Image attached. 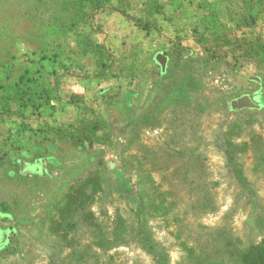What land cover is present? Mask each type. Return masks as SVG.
<instances>
[{
  "label": "rangeland",
  "instance_id": "rangeland-1",
  "mask_svg": "<svg viewBox=\"0 0 264 264\" xmlns=\"http://www.w3.org/2000/svg\"><path fill=\"white\" fill-rule=\"evenodd\" d=\"M219 1L0 0V226L14 230L0 264H155L117 174L141 180L168 264H243L264 238V4L252 25L206 30ZM24 71L33 103L7 113ZM253 91L260 108L231 107ZM222 127L243 149L242 182L215 145ZM83 183L100 247L80 214L53 228L54 205Z\"/></svg>",
  "mask_w": 264,
  "mask_h": 264
},
{
  "label": "trees",
  "instance_id": "trees-1",
  "mask_svg": "<svg viewBox=\"0 0 264 264\" xmlns=\"http://www.w3.org/2000/svg\"><path fill=\"white\" fill-rule=\"evenodd\" d=\"M79 2H85L87 0H78ZM91 4L97 3L99 0H88ZM264 4V0H220L215 6H212L205 17V29L210 30L213 27L218 26H229L234 24L235 26H249L255 23L258 18L259 6ZM238 9V10H237ZM220 17L226 18V21L221 23ZM142 28L147 29V25H141ZM237 61L243 59L242 55L234 57ZM28 71H24L23 74L19 75L14 85V94L6 93L4 97L7 113H14L16 111L23 112L26 106L32 104V99L28 96L26 91L27 83L30 80ZM48 93V92H46ZM49 98V96H45ZM88 125L85 130L89 135L94 136L98 132L101 134L98 136L101 139L102 144H108L110 142V135L107 131L106 126ZM215 145L218 150L222 153L225 161V166L230 170L232 175L239 181L242 182L241 176V162L239 156L243 152V149L239 145L231 142L229 133L225 127L219 129L215 139ZM39 157V155H38ZM86 183L93 191L100 189V178L97 174H93L86 179ZM136 187V188H135ZM86 185L79 184L70 189L65 199L62 202L54 205L56 211L55 223L53 228L55 232H59L64 227H71L74 218L80 214L83 221L90 228H93L92 234L95 236V244L101 246L105 236L100 231L98 223L94 219V215L89 211L88 207L91 200V194L87 191ZM117 193L125 198L132 207V212L135 221L137 222V240L142 249L151 253L154 257L155 264H168L169 257L167 253L158 246L156 241L153 239L150 230L147 226L146 220V192L141 187V180L137 179L134 183H130L128 178L121 175H116V186ZM104 242V241H103ZM243 264H264V238L252 248L248 253L241 256ZM49 264H56L54 256L51 255Z\"/></svg>",
  "mask_w": 264,
  "mask_h": 264
},
{
  "label": "flooded vegetation",
  "instance_id": "flooded-vegetation-1",
  "mask_svg": "<svg viewBox=\"0 0 264 264\" xmlns=\"http://www.w3.org/2000/svg\"><path fill=\"white\" fill-rule=\"evenodd\" d=\"M244 95L247 97V99L243 98ZM251 95H252V98H249V96H251ZM239 97L242 98L241 101H237V98H239ZM247 103H248V105L255 103L256 106H258L257 108H260V106H261L260 93L258 91H253L250 93H242L239 96H237L235 99L230 100L231 106L237 105V106L241 107L240 105L247 104ZM39 165H40V162L36 160L35 168L42 170L41 166H39ZM13 234H14V230L12 229L11 226H8V227H1L0 226V245H4V244L9 243L11 241V236Z\"/></svg>",
  "mask_w": 264,
  "mask_h": 264
},
{
  "label": "water",
  "instance_id": "water-1",
  "mask_svg": "<svg viewBox=\"0 0 264 264\" xmlns=\"http://www.w3.org/2000/svg\"><path fill=\"white\" fill-rule=\"evenodd\" d=\"M154 59L159 64L161 73H164L165 72V67H166L167 56L165 54L161 53V52H157L155 54V56H154ZM249 79L250 80H253V81H256V82H259V78L258 77H255V76L249 77ZM243 98L244 99H247V97L245 95L243 96ZM249 98H252V95L249 96ZM241 99L242 98L239 97V98H237V101H241ZM240 106H255V107H258V106H256L255 103L250 104V105H248V103H247V104H243V105H240ZM231 107L234 108L235 105H233Z\"/></svg>",
  "mask_w": 264,
  "mask_h": 264
}]
</instances>
